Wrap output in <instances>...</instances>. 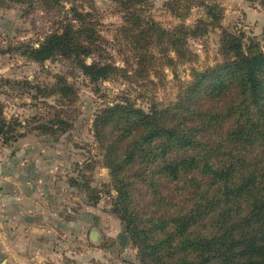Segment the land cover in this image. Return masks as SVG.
Listing matches in <instances>:
<instances>
[{"label": "trees", "instance_id": "trees-1", "mask_svg": "<svg viewBox=\"0 0 264 264\" xmlns=\"http://www.w3.org/2000/svg\"><path fill=\"white\" fill-rule=\"evenodd\" d=\"M40 1L48 11L65 9L64 0ZM69 12L58 31L24 45L22 55L38 63L71 60L92 83L118 73L102 53L87 63L103 50L100 36L89 13ZM204 14L212 21L201 20L195 36L221 28L214 23L223 15L219 4L204 5ZM170 42L176 49L178 40ZM220 55L215 66L196 71L187 102L149 112L131 101L115 103L94 122L117 192L113 212L142 264H264V37L244 41L223 32ZM59 92L66 98L70 88ZM56 118L37 128L63 130L66 121ZM24 136L6 120L0 101L2 142Z\"/></svg>", "mask_w": 264, "mask_h": 264}, {"label": "rangeland", "instance_id": "rangeland-1", "mask_svg": "<svg viewBox=\"0 0 264 264\" xmlns=\"http://www.w3.org/2000/svg\"><path fill=\"white\" fill-rule=\"evenodd\" d=\"M124 3L64 0L65 9L60 11H48L40 0L0 4V101L6 120L16 123L18 135L25 134L6 145L0 138V150L9 146L14 152L12 148L34 136L35 143L47 148L48 159L57 157L44 182L48 249L34 253L32 257L42 260L31 264H142L137 247L113 212L117 192L94 136L97 116L115 103L131 101L149 112L153 107L177 105L181 99L187 102L185 93L196 71L221 61L223 32L244 41L264 37V5L251 0ZM214 3L223 9L214 22L221 28L195 36L201 20L212 21L205 16L204 5ZM71 7L89 13L88 20L100 36L96 44L102 43L103 50L97 53V49L87 63L97 61L102 53L120 69L118 73L92 83L71 60L38 63L22 55L24 45H38L58 31L66 13L71 16ZM140 27L146 32L141 33ZM141 37L147 43L140 42ZM170 37L178 40L177 50ZM26 81L31 86H25ZM63 85L70 88L66 98L59 92ZM57 115L66 121L63 130L37 128L55 121ZM3 261L12 264L10 256Z\"/></svg>", "mask_w": 264, "mask_h": 264}, {"label": "crops", "instance_id": "crops-1", "mask_svg": "<svg viewBox=\"0 0 264 264\" xmlns=\"http://www.w3.org/2000/svg\"><path fill=\"white\" fill-rule=\"evenodd\" d=\"M33 137L12 148L14 152L9 146L0 150V264H6L7 256L12 264L39 262L42 259L32 255L48 249L44 182L47 170L56 167L57 157L48 159L47 148Z\"/></svg>", "mask_w": 264, "mask_h": 264}]
</instances>
